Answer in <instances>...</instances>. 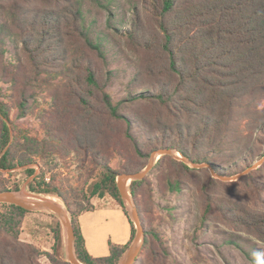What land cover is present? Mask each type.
Instances as JSON below:
<instances>
[{"label": "trees", "instance_id": "trees-1", "mask_svg": "<svg viewBox=\"0 0 264 264\" xmlns=\"http://www.w3.org/2000/svg\"><path fill=\"white\" fill-rule=\"evenodd\" d=\"M76 3L72 7V20L57 26L43 12L36 13L24 24L15 25L14 30L10 25L0 26V38L9 30L22 43L24 60L14 64L11 70L0 62L2 77L25 85L28 74L35 76L45 67H59L66 77V81L51 93V107L40 118L46 138L38 139L15 130L12 133L8 126L9 111L0 102V171L32 164L35 156L53 153L62 156L74 151L81 157L83 165L88 159L94 168L100 169L90 184V197L108 194L123 209L116 185L117 175L143 169L148 160L141 159H148L158 148L178 151L194 163H211L212 169L222 176L234 174L219 171L218 164L199 150L207 149L228 123L237 92V89L229 88L231 85L252 84L257 86L262 97L264 95V0H139L123 35L133 42L146 43L148 47L161 44L165 61L162 76H176L178 82L175 85L169 80L159 83L151 78L153 82L150 83L137 75L128 85L131 90L138 86L135 94L117 104L105 91L106 78L100 65L104 61L103 51L99 44L89 40L75 19L79 13ZM148 14L153 15L159 33L146 32L141 18ZM56 62L59 66H55ZM140 89L143 90L138 92ZM19 94L22 98L18 103L24 114L26 104L21 84ZM136 102L150 106L158 104V110L153 108L152 113L156 116H159L160 108L166 111L174 105L176 110L172 115L177 118V125L160 127L161 137L147 141L151 146L147 152L135 135L137 120H132L125 111L129 103ZM196 110L201 113L198 115ZM194 117L193 124L183 121ZM112 152L123 157L120 170L109 165ZM165 160L173 172L179 169L197 175L202 172V168H191L168 154L162 155L153 169ZM27 169L29 172L34 170ZM232 170L238 171L237 166ZM146 182L147 177L131 181L129 188L136 202ZM180 183H177L178 190ZM168 187H175L171 180H168ZM28 188L41 192L31 183ZM6 189L0 184V190ZM92 198H85L84 204H79L76 219L72 221L76 256L84 264H117L127 244H110L109 255L101 257L90 255L85 248L77 217L94 209ZM0 205L6 206L0 211V264H41L39 256L42 253L52 264H70L59 254L62 244L59 222L54 229L58 249L55 245L54 253L42 252L19 239L22 217L27 210L14 204ZM138 210L142 220L139 207ZM245 223L264 240V214L251 216V221ZM146 241L144 236L143 243Z\"/></svg>", "mask_w": 264, "mask_h": 264}, {"label": "rangeland", "instance_id": "rangeland-1", "mask_svg": "<svg viewBox=\"0 0 264 264\" xmlns=\"http://www.w3.org/2000/svg\"><path fill=\"white\" fill-rule=\"evenodd\" d=\"M138 1L0 0V26L10 25L14 30L15 25L32 20L38 12L51 17L57 26L72 20V7L78 2L79 13L75 19L89 40L99 44L103 51L104 61L100 65L106 78L105 91L112 102L117 104L129 100L135 94L138 86L131 90L128 85L137 75L150 83L153 80L159 83L169 80L174 85L178 82L176 76H162L161 69L165 61L161 44L155 43L148 47L146 43L133 42L123 35L125 28L130 26L134 5ZM141 22L148 34L159 33L152 14L142 17ZM21 48L19 39L7 30L0 38V62L3 66L11 70L14 64L24 61ZM55 66H59L57 62ZM227 79L231 80L230 77ZM25 80V85L20 84L24 90L26 113L21 114L18 103L22 98L19 94L20 84L1 75L0 102L9 111L8 126L12 133L13 130L21 131L43 139L46 134L40 118L51 107V93L66 81V77L59 67H45L35 76L28 74ZM229 88L237 89V92L228 123L212 139L207 149L199 151L218 164L219 171L234 172L227 175L232 177L242 173L247 165L252 166L261 160L264 154V95L262 97L257 86L252 84H234ZM128 106L125 111L132 120H137L135 135L145 152L151 148L147 144L149 139L161 137L160 127L177 125V118L173 116L176 112L174 105L166 111L160 108L159 116L152 114L153 108L158 110V104L150 106L145 102H136ZM196 112L198 115L201 113ZM183 121L193 124L195 117ZM160 157L159 154L157 161ZM80 159L74 151L62 156L57 153L35 156L32 164L6 172L0 171V184L21 197L27 195L56 199L68 211L72 222L80 209L79 204H84L85 198H92L89 193L90 184L100 172L88 159L84 165ZM141 160L148 159L146 157ZM123 162L121 155L112 152L109 158L112 168L120 170ZM202 163L211 166L206 161ZM186 164L195 168L190 163ZM234 164L238 171L232 170L236 167ZM27 168L34 170L29 172ZM220 176L216 171L212 174L208 167H202L198 175L183 169L173 172L167 160L149 172L137 202L132 196L134 204L140 209L147 239V243H142L134 264H264V240L245 223L251 221V216L264 214V161L237 179L226 180ZM168 180H171L174 189L168 187ZM30 183L41 192L31 191L28 188ZM177 183H180L179 190ZM104 196L111 197L108 194ZM127 205L124 204V209L130 218L131 227L133 224L134 233L132 235L131 230L126 250L136 234L135 223L131 220ZM5 209L6 206L0 205V211ZM58 222L62 236L59 254L66 259L65 229L59 217L48 209L24 212L19 239L42 252L54 253L53 247L57 245L54 229ZM92 223L87 221L85 225ZM122 255L117 264L121 263ZM39 261L41 264H52L43 253Z\"/></svg>", "mask_w": 264, "mask_h": 264}, {"label": "water", "instance_id": "water-1", "mask_svg": "<svg viewBox=\"0 0 264 264\" xmlns=\"http://www.w3.org/2000/svg\"><path fill=\"white\" fill-rule=\"evenodd\" d=\"M157 154L158 155L160 154L161 156L166 154L172 155L183 162L190 163L195 168L208 167L210 172L212 174H215V171L207 163H194L190 161L188 158L182 156L180 153L176 154L175 150L170 148H158L156 150H153L150 153L147 164L143 169L136 172H129V173L122 172L118 174L116 177V185L125 206L128 203L130 205L129 214L131 220L135 223V229H136L135 237L132 243L130 244V246L128 247V249L125 251V254L123 253L121 257L122 261L120 264H134L140 254L142 243L144 240V227L142 224L139 210L137 206L134 204L132 199V194L129 189L130 183L133 180H141L149 174V172L153 169L155 163L157 162L158 159L156 157ZM263 161H264V156L261 158V160H259L255 164L246 168L242 173H239L232 177H227V176H220V177L226 180L237 179L240 175L244 173H248L251 169L258 167ZM26 197L27 195L24 197L18 196L16 193L10 190L0 191V203L14 204L25 210L48 209L54 212L59 217L61 224L65 229L66 260L70 264H84L78 259L75 253V248H74L75 234L71 219L68 215V211L60 203L56 202L51 198L34 197L35 198L34 200H29Z\"/></svg>", "mask_w": 264, "mask_h": 264}, {"label": "crops", "instance_id": "crops-1", "mask_svg": "<svg viewBox=\"0 0 264 264\" xmlns=\"http://www.w3.org/2000/svg\"><path fill=\"white\" fill-rule=\"evenodd\" d=\"M91 201L94 209L78 215V226L88 253L94 257L107 256L110 244L126 245L130 241L131 221L112 197H93ZM86 220L92 221V225H85Z\"/></svg>", "mask_w": 264, "mask_h": 264}, {"label": "bare ground", "instance_id": "bare-ground-1", "mask_svg": "<svg viewBox=\"0 0 264 264\" xmlns=\"http://www.w3.org/2000/svg\"><path fill=\"white\" fill-rule=\"evenodd\" d=\"M159 155L157 154V156L156 157H158ZM27 199H29V200H34L35 198L34 197H31V196H27L26 197ZM53 200H55L56 202H58L56 199H54V198H52ZM127 202V201H126ZM59 203V202H58ZM128 203V202H127ZM128 208L130 209V205H129V203H128Z\"/></svg>", "mask_w": 264, "mask_h": 264}]
</instances>
